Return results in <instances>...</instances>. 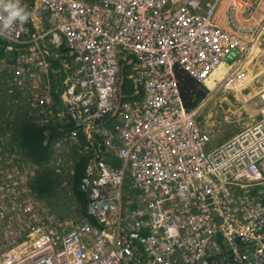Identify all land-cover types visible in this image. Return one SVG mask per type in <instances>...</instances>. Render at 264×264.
Listing matches in <instances>:
<instances>
[{"label":"built area","instance_id":"obj_1","mask_svg":"<svg viewBox=\"0 0 264 264\" xmlns=\"http://www.w3.org/2000/svg\"><path fill=\"white\" fill-rule=\"evenodd\" d=\"M225 2L229 29L218 20ZM42 4L48 30L35 32L28 19L0 30L18 52L1 64L7 79L33 85L41 124L74 125L66 134L88 156L80 183L88 215L69 227L26 182L7 181H26L23 166L0 167V264H264V113L212 147L175 68L205 85L206 98L253 82L232 59L238 50L248 62L264 45V0ZM44 38L68 68L60 105L37 87L43 70L52 73ZM126 67L139 98L123 100ZM259 96L264 105V87Z\"/></svg>","mask_w":264,"mask_h":264},{"label":"rangeland","instance_id":"obj_2","mask_svg":"<svg viewBox=\"0 0 264 264\" xmlns=\"http://www.w3.org/2000/svg\"><path fill=\"white\" fill-rule=\"evenodd\" d=\"M24 2L25 4H29L30 1ZM6 56L7 55L4 54V57ZM7 57L9 59V64H12V61L14 59L9 56ZM246 67L248 69H251L250 77H254L253 82L244 85L241 89L229 91L227 93H224L223 91L216 92L209 98H206L205 96V99H203L197 106V121L201 126H206L211 135H213V138L210 141V145L212 147L224 142L226 139L232 137L234 134L238 133L263 116L264 105L261 103L259 92L260 89L264 87V45L259 50V52H257V55L254 59H248ZM3 73L5 74V71H3ZM0 78L4 80L0 84V89H2L0 93V104L2 106V111L4 112L3 117L4 119L9 120L13 118L15 119L14 125H20L22 123V120L19 118L24 116L22 115V112H19L18 116L17 108H22L23 106L19 103V101L16 100V95H14L13 90H11V87L17 88L16 82L12 81L11 79H7V77H2L1 73ZM25 83L26 84L24 86H27V81H25ZM204 87L208 91V88L205 85ZM39 90L43 92L42 89ZM9 93L13 94V96L15 97V103H19L18 105L13 106L10 104V102L12 101L11 97L9 99L6 97V95L10 96ZM21 95H23V92L18 95V97ZM25 110V112H28L26 108ZM4 119L0 117V120ZM11 139L12 140L7 143L8 148L5 149L4 156H2V163H6L5 161L9 162L12 157L15 156V154H11V152L13 153V150L17 148L20 151V162L24 167L23 169H28V174L26 176V181L15 182L13 180L11 182L8 181V178L7 181L10 182V184L14 182L15 185H19L23 182H26L27 184L28 182V186L31 189L30 191H32L33 193L30 195V197L33 196V198L39 204L47 206V209L50 210V213L55 216L56 219H58L59 221L68 222L69 227L78 223V219L80 217L79 214L81 215V213L72 189V176L68 175L67 177H64L66 182H60L58 185H56L49 197H46L45 195H37L31 187V181L33 180L32 174L33 170L37 172L41 168L36 164H33L31 161H28L26 159V154L22 152L21 148H18L20 139H18L17 133L12 134ZM71 146L72 145L70 143L67 144V147ZM67 147L65 146L64 150L67 151ZM66 151L63 158L68 157ZM7 152L9 153V155L7 154ZM71 156L72 155L69 154V157ZM9 165L13 166V163H10ZM22 176H20L19 179H21ZM3 224L5 226L6 222L4 221Z\"/></svg>","mask_w":264,"mask_h":264},{"label":"trees","instance_id":"obj_3","mask_svg":"<svg viewBox=\"0 0 264 264\" xmlns=\"http://www.w3.org/2000/svg\"><path fill=\"white\" fill-rule=\"evenodd\" d=\"M31 9H33V7H31ZM6 45V42L0 44L2 47V49L0 47V56L4 54ZM45 46L48 47L50 51H57L52 45ZM54 62L55 65L60 64L67 69L60 58L56 57ZM175 68L177 77L180 81V89L185 106L189 109H194L204 99L208 91L203 84L198 83L192 76H190L182 66H176ZM66 69L64 70L68 77V69ZM124 72L126 76L121 83L122 92L124 94L123 100H132V98H134L133 95L135 89L127 78L129 68L126 67ZM67 77L64 75H58L56 81H51L52 90L60 83L59 92L55 95L56 97H58V94L66 88V82L68 81ZM22 115L24 116L23 118L25 121L20 125L12 126L13 134H18V139H20L19 146L22 152L26 154V159L41 168L36 172L35 177L31 181L32 189L37 195H45L46 197H49L55 186L62 182L61 174L49 165L52 154L50 143L61 133V130L59 126L48 127L49 134L51 132V137L50 141L46 143L47 128L34 123L33 120L29 119L30 117L27 119L26 115H28V112H22ZM86 164L87 160L85 157H82L77 161L72 184L73 193L82 214H87L88 206L87 193L80 188L82 177L85 174Z\"/></svg>","mask_w":264,"mask_h":264},{"label":"crops","instance_id":"obj_4","mask_svg":"<svg viewBox=\"0 0 264 264\" xmlns=\"http://www.w3.org/2000/svg\"><path fill=\"white\" fill-rule=\"evenodd\" d=\"M20 1H22V2L30 1L29 4H27V7L25 6V3H23V4H24V6L26 8V11L29 13L28 21L30 23V27L32 28V30H34L37 33H43L44 31L48 30V27H49V24H48V12L43 8L42 0H20ZM87 1L97 2L99 0H87ZM31 7H33V9H31ZM229 12H230V3L229 2H225L223 7H222V9L220 10L219 19L218 20H219L220 25H222V26H224V27H226L228 29L230 28V25L227 22H225V21H226V16L228 15ZM237 15H238V17L240 19L242 18L241 13H237ZM0 42H1L0 44H3L4 41H2L0 39ZM7 45L5 47L4 54H6L9 57L16 58L18 56V52L15 51V50H10L7 47ZM45 45H47V46L48 45H52L51 40H49L48 38H44L43 42H42V47H45L49 51L50 55H49L48 58H49V60L51 59L50 61L52 62V73H51L52 77H51V74H50L49 79H48V82L50 84L51 81H56L58 75H64V76L67 77V73L64 70V69H66L64 66H62L60 64L55 65L54 61H55L56 57L57 58L59 57V50L56 48L57 51H54V52L50 51L48 49V47H46ZM52 46H54V45H52ZM1 49H2V47H1ZM256 52H259V51L256 49L255 53ZM4 54H2L0 56V64L2 62V59L4 58ZM11 80L16 82V87L17 88L21 89L20 91H17L14 95H20L22 92L24 94V92H26V91L28 92V97L27 98H25L24 95H21L17 99V101H19V103L22 104V106H23L22 108H17L18 109V116H19V112H25L26 111L25 108H26L27 111H28L27 119L30 117L29 119L33 120L34 123L39 124L36 121V119H35L36 115H35V110L33 108V102H37V101H30V99L34 96V87H33V85L29 81H27L28 85L24 86L22 84V82L19 79H17V78H12ZM59 86H60V83L57 84L53 88V90L51 88L52 95H53V101L56 102L57 105H60L62 99L66 98L65 91H64L65 89L61 93L58 94V97L55 96L59 92ZM37 87H38V89H41L40 85L37 86ZM23 88H25L24 91H23ZM9 94H10V96L6 95V94L5 95H6V97L8 99L11 97L12 101L10 102V104L13 105V106L14 105H18L19 103H15V97L13 96V94L12 93H9ZM140 95L141 94H137L136 93V89H135L134 95H133L134 98H132V99L139 98ZM38 109H40V107H38ZM3 113L4 112L2 111V106L0 104V117L4 119ZM20 118L22 119V122L25 121V119L23 117H20ZM39 125L42 126V127L47 128V140H46V143H48L50 141V137H51V132L49 134L48 127H51V126H57L58 127L59 126L60 129L63 128V127L65 129H70V127H71V124L61 123L60 121H56L54 123H50L49 126H48V124L46 126L45 125L43 126V124H41V123ZM202 127L204 129L208 130V128L206 126L205 127L202 126ZM81 136L84 137L83 134H81ZM212 137H213V135H212ZM69 142H70L69 134H66V132H61L50 143L51 144V151H52V154H51L52 159H50L51 163H49V164H51L50 166L53 167L55 170H56V168L59 170V172L61 174V178H62V183H64V181L66 182L64 177H67L68 175H71L72 178H74L73 174L76 171V164H77L78 160H80L82 157H85L87 162H88V156L87 155H83L80 152L81 151L80 145L77 144V145H74V146H71V147H67V144H69ZM65 146L67 147V151L64 150ZM18 148H20L19 145H18ZM13 151L14 152L13 153L11 152V154H15L18 157V160L20 161L21 156H20L19 149L15 148V150H13ZM65 151L68 154V157L63 158L64 154H65ZM4 154L5 153L3 152V153L0 154V156L1 155L4 156ZM7 154L9 155L8 152H7ZM69 154L72 155V156L69 157ZM68 158H70V159H68ZM2 162L3 161H0V164ZM114 163L115 164H119V161L117 159H114ZM86 166H87V164H86ZM85 170H86V168H85ZM26 172L28 174V169H26ZM8 179H9L8 181H11V182L13 181V179L11 177H8ZM126 188H128V187L126 186ZM80 213H81V215L79 214L80 217L78 219L79 222H81L88 215V213L87 214H82L81 210H80ZM62 220H65V219H62Z\"/></svg>","mask_w":264,"mask_h":264},{"label":"clouds","instance_id":"obj_5","mask_svg":"<svg viewBox=\"0 0 264 264\" xmlns=\"http://www.w3.org/2000/svg\"><path fill=\"white\" fill-rule=\"evenodd\" d=\"M0 13H2V15H0V30L10 29L16 22L24 23L27 21L28 16H29V13L26 11L25 6L21 5L20 0H0ZM2 71H5V69L3 68L2 64H0V72L3 73ZM3 81L4 80L2 78H0V84ZM67 86H68V82H66V88L64 90L65 95H66ZM1 90L2 89H0V93H1ZM11 90H13V92L15 94L17 91H20L21 89L11 87ZM24 90H25V88H23V91ZM23 95L25 98H27L28 92L27 91L24 92ZM17 97H18V95H16V100L18 99ZM32 100H34V96L30 99V101H32ZM11 120H9V119L0 120V135L4 137V141L1 145L0 154L3 153L5 151V149L8 148L7 143H9L13 139V138L11 139V136L13 134L12 126L15 124V120L13 118ZM60 130H61V132H66V131L71 130V127H70V129L61 128ZM13 137H14V135H13ZM51 159H52V156H51ZM5 162L6 163H1L0 167H5L6 164H8V163L9 164L10 163H16L20 166H23L21 164V162L18 160V157L16 155L13 156L9 162L8 161H5ZM33 172H34V175L32 174V178H34L36 175V171L33 170ZM27 185H28V182H27Z\"/></svg>","mask_w":264,"mask_h":264},{"label":"bare ground","instance_id":"obj_6","mask_svg":"<svg viewBox=\"0 0 264 264\" xmlns=\"http://www.w3.org/2000/svg\"><path fill=\"white\" fill-rule=\"evenodd\" d=\"M22 2V1H21ZM23 3H25V2H23ZM25 6L27 7V4H25ZM262 16H264V12H262L261 13V17ZM48 20H49V17H48ZM225 22H227V23H229L230 22V19L226 16V21ZM227 26V25H226ZM230 32V31H229ZM51 60V59H50ZM239 60H241V62L239 61ZM248 60V59H247ZM232 61L234 62V63H237L239 66H241V67H243V68H247L246 67V64H247V62L244 60V58H242V56H241V54H240V52L237 50L235 53H234V57H233V59H232ZM139 63L141 64L142 63V60H140L139 59ZM177 66H180V65H177ZM248 69V68H247ZM49 71H50V68L48 67L46 70H43L42 71V75H41V81H40V83L37 85V86H41V89L43 90V92L45 93V95L49 92V91H51V82H50V84H49V82H48V79H49V77H48V74H49ZM3 72V71H2ZM1 73V72H0ZM2 74V77H4V78H6L8 75H7V73H6V71H5V74L4 73H1ZM219 76H221V74L219 73L218 74ZM120 76V75H119ZM224 93H227V92H224ZM51 97H52V100H53V95H52V91H51ZM32 101H34V100H32ZM54 102V101H53ZM123 101L121 100V103H122ZM55 103V102H54ZM56 106V105H55ZM33 108H34V110H35V115H36V121L40 124V123H46V121L43 119V117H44V111L40 108V109H38V107L33 103ZM45 110L47 111V112H49V113H51V114H55V115H58V112H57V110H60V107H54V108H52L51 107V110H49L47 107H45ZM51 111H53V112H51ZM65 114V113H64ZM60 119H62V117H60ZM60 119H59V121H60ZM44 126V125H43ZM46 126V125H45ZM48 126H49V124H48ZM74 125L73 124H71V127H73ZM0 161H2V155L0 156ZM87 167V166H86ZM86 171V170H85ZM82 182V181H81ZM81 188V187H80ZM86 193V192H85Z\"/></svg>","mask_w":264,"mask_h":264},{"label":"water","instance_id":"obj_7","mask_svg":"<svg viewBox=\"0 0 264 264\" xmlns=\"http://www.w3.org/2000/svg\"><path fill=\"white\" fill-rule=\"evenodd\" d=\"M66 96V95H65Z\"/></svg>","mask_w":264,"mask_h":264}]
</instances>
